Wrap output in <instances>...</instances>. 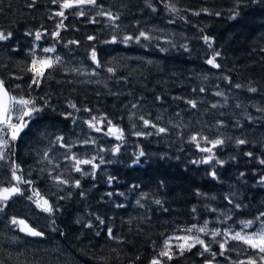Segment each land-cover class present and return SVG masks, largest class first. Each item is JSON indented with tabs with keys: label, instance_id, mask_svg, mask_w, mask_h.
<instances>
[{
	"label": "trees",
	"instance_id": "trees-1",
	"mask_svg": "<svg viewBox=\"0 0 264 264\" xmlns=\"http://www.w3.org/2000/svg\"><path fill=\"white\" fill-rule=\"evenodd\" d=\"M29 4L32 0H0V31L12 33L0 42V80L11 95L33 99L43 109L26 117L8 160L0 161V185L8 182L13 162L22 178L20 193L0 202V264H151L167 235L205 221L207 233L236 229L264 212V185L258 183L264 177L259 162L264 159V0H97L105 12L119 15L118 28L96 16L99 8L84 6V16L77 14L79 8L65 9L61 29L56 28L62 19L55 16L58 4ZM93 18L98 22H90ZM54 31L59 32L55 39ZM141 31L150 39L105 43L113 35L122 41ZM204 36L211 38V48ZM73 40L79 43H69ZM46 47L54 50L46 53ZM93 48L101 67L91 59ZM216 52L219 68L206 63ZM37 53L60 60L45 69L39 86L29 87L28 68ZM92 117L101 120L100 132L85 123ZM103 117L123 130V140L104 134ZM140 117L166 132L145 127ZM137 131L153 134L136 136ZM194 135L197 141L191 142ZM58 136L74 145L70 151L56 142ZM205 138L224 143L213 147ZM86 139L95 144L83 145ZM237 139L247 143L238 146ZM197 143L211 152H201ZM72 154L106 162L95 161L99 168L93 179L74 170V162L65 159ZM209 156L212 160L203 163ZM81 167L93 172L90 165ZM57 177L68 183H57ZM109 177L115 178L111 184ZM45 200L51 213L43 211ZM13 218L43 235L21 231L23 225L13 224ZM109 227L115 239L108 238ZM194 233L217 253L215 258L201 255L197 244L171 260L162 258V264H238L250 257L262 264L260 254L239 241ZM225 240L221 256L219 243Z\"/></svg>",
	"mask_w": 264,
	"mask_h": 264
},
{
	"label": "snow or ice",
	"instance_id": "snow-or-ice-1",
	"mask_svg": "<svg viewBox=\"0 0 264 264\" xmlns=\"http://www.w3.org/2000/svg\"><path fill=\"white\" fill-rule=\"evenodd\" d=\"M253 2H256V0H253ZM53 4H58L59 5V11L55 12V16L57 17H61L62 19L57 23L56 28L57 29H61L64 26V19H66L65 17V9H71L73 7L79 8L81 9L77 14L79 16H84L85 12L83 11V7L84 6H92L95 8H99L100 10L96 12V16H105L107 18L108 21L111 22L110 27L112 28H118V25L115 23V21L119 20V15H114L112 12H105L103 10V7L101 5L97 4V0H52ZM35 4V0H32V4H29V7H32ZM170 11H176V9L174 7H171L169 9ZM206 11V10H205ZM196 15H199V13H195ZM217 15H219V13H216ZM233 18H235L233 16ZM90 22L92 23H96L98 21L95 20V18H93L92 20H90ZM26 35H32V33H26ZM52 37L55 39L59 36V32L58 31H54L51 33ZM12 36L11 32H7L5 33L4 31H0V42L2 41H6L8 39H10ZM35 40L39 41L41 40L42 37V33L40 31H36L35 34ZM141 38L144 39H150V37L148 35H146L145 32L141 31L139 33L138 36H132V35H125L122 39V41H118V38L116 35L112 36V39L110 41H105V43H117V42H128L131 40H135L136 42H139ZM95 37L94 36H88V40H94ZM205 43L208 44L209 48L212 47L210 41L211 38L208 36H204L203 37ZM69 43H73V44H77L79 43L78 41H70ZM54 49L53 48H44L43 51L44 52H52ZM187 50V49H186ZM264 50V49H262ZM33 54H34V50H33ZM220 53L216 52L215 55L212 58H209L206 60V63L211 65L212 67L215 68H219L220 65L215 63V57L219 56ZM91 59L92 61L96 64L97 67H101V64L99 62V60L97 59V53L95 51V49L93 48L92 52H91ZM60 60L59 57H56L55 61H53L52 59L49 58H40V59H33L31 62V67L28 68V71L33 73V77H32V82L29 85V87H32V85H37L39 86V84L41 83V80L45 77V69H50L53 67L54 63L58 62ZM107 71L109 73H114L115 69L109 67L107 68ZM94 74V73H93ZM19 79V77H17ZM17 87H19V85H17ZM237 88H240L241 85L237 84L236 85ZM200 91H204L203 88L200 89ZM248 91L250 92H256L257 89L256 88H249ZM216 95H222L221 93L217 92ZM157 99L159 100L160 97H157ZM187 103L192 107L195 108L196 107V102L192 101V100H188ZM17 106H19V110L21 111V115L17 117V120L19 121V123H12V112L14 110H16ZM31 106V107H30ZM70 107L72 108H76L75 104H70ZM133 108L136 107V105H132ZM213 107H215V105H213ZM239 107V105H238ZM43 109L40 107H36L35 106V101L33 99H26L23 96L20 97H16L14 95H11L9 90L5 87L4 81L0 80V125H3L4 128H6L8 130V137L5 138L4 135H0V161L6 160L7 155L6 152L4 151L5 149H7L10 146V142L11 141H15L17 140L18 136L20 135V133L22 132V130L27 126V121L24 119L25 117H32L33 113L36 112H40ZM85 111H90L89 109H85ZM264 111V110H262ZM71 114H65V118H68ZM96 117H92V121H96ZM102 119L107 120L106 117H103ZM140 119L143 121V125L145 127H153L157 129V133H165L166 129L163 127H158L151 123L150 120L145 119L144 117H140ZM85 123L88 124L89 128L94 129L96 132H100L101 129L96 127V125L91 122V121H85ZM107 124H108V131L106 133H104L107 136H113L117 141H121L124 139V132L121 128H119L118 126L113 125L111 120H107ZM136 125H133V128H135ZM3 128H0V132H3ZM136 136H150L153 133L151 132H147V133H143V132H135L134 133ZM206 142H210L213 147H216L218 145H222L224 143V140L222 139H215L212 141H207V138H205ZM197 141V137L194 135L191 137V142H196ZM56 142L60 144V147L65 148L66 150L70 151L71 148L74 146L72 144H67L65 143V138L63 136H58L56 138ZM89 143L91 144H95L94 140H84L82 142L83 145H88ZM247 141L245 139H237L236 140V144L239 145H244L246 144ZM197 148L200 149L201 152H211L210 148H200V145L197 143L196 144ZM120 150V146L117 145L115 147H113L111 149L113 155H115L116 153H118ZM100 151H105V149L100 148ZM140 156L145 155V153L143 151H141L139 153ZM245 155L247 156H252L251 152L245 153ZM44 158L47 159L48 158V152L46 151L44 153ZM65 159L71 160L73 161V167L74 170L78 173H81L83 175H92L93 179H95V169L99 168V164L95 163V161L97 159H99L100 164L105 163L106 161L103 159V157H97V156H93L90 159L89 158H80L75 154L66 156ZM212 160V157L209 156L208 158L204 159L202 162L203 163H209ZM51 162V161H49ZM111 161H108V163H110ZM137 161H134V163ZM261 164H264V159H261L259 161ZM193 163H200V161H193ZM216 163L218 164H223V161L217 160ZM82 165H90L91 168L93 169V172L91 173H87L82 169ZM12 178L14 180L17 181V184H19L20 182H22V178L21 176H18L16 174L17 169L19 168V165L16 164L15 162L12 163ZM211 175L213 176V178H216V173L212 172ZM244 173H241V176H243ZM114 177H109L108 178V183L111 184L112 181L114 180ZM57 183L59 184H66L68 183V181L60 179L59 177L56 178ZM30 183V181H25ZM258 183L264 185V177H261L260 181H258ZM75 187L79 188L80 187V180H76L75 181ZM138 187V186H137ZM20 188L18 186H13V187H8V188H3L0 189V202H6L13 194L16 193H20ZM37 195H39L37 193ZM81 195H83V193H81ZM108 195H112V193H108ZM119 195H123V193H119ZM63 199V197H61ZM31 199V198H29ZM227 199V197H226ZM137 203H139V201H137ZM156 204H160L161 201L160 200H156L155 201ZM229 203H232V200H229ZM44 205L45 207H43V211L45 212H49L51 213L53 211V208L51 205L48 204V201L45 200L44 201ZM117 207H124V205L122 204H118ZM236 208H240L239 204L235 205ZM3 209L0 208V211H2ZM261 217H264V212H261L259 214L258 217L255 218V220H248V221H242V229L241 231L235 232L234 234L229 236V233L231 232V229H229L228 231L223 232V235L226 237H229L232 240L235 241H239L242 242L243 244L247 245L249 248L255 250L256 252H258L260 254L259 256V260L262 262V264H264V221L261 222V227L258 231L253 232L252 234H242L244 229H248L250 227L253 226V224L256 221H259L261 219ZM96 219L99 221V223L101 225H103L105 223V221L100 218L99 216L96 217ZM13 224H20L23 225V227L21 228V231H27V233L31 236H42L43 233L40 231H36L35 229L28 227L25 222L23 220H19L17 221L15 218H13L12 220ZM207 224L208 222L205 221L204 226L197 228L196 225H193L191 228L187 229L188 232H192L193 229H195V231L199 232V233H207L208 232V228H207ZM86 227L91 228L92 224L89 223L86 225ZM97 235H99L100 233L97 232ZM107 235L109 239H115L114 235H113V229L111 227H109L107 229ZM221 235V230L216 229L214 231H211V236L212 237H216ZM178 239H182L185 241V243L179 245V252L180 255L183 254L184 251H190L193 247H195V245H200L203 248V252H201L200 254L203 255L204 253H210L213 258H215V256L217 255V253L215 252H211V248L208 244H206V242L203 239H200L198 236H191V237H180ZM189 241H192L191 243ZM227 244V240H225L224 242L219 243V248H220V252L219 255L223 256L225 254V245ZM171 253V248L169 245V241L166 239L164 241V247L163 249L159 252V257H166L168 260H171L173 257L170 254ZM151 264H162L161 259L159 258H154L151 262ZM205 264H212V261L209 260H205ZM238 264H257V260L253 257L248 258L247 261H239Z\"/></svg>",
	"mask_w": 264,
	"mask_h": 264
},
{
	"label": "rangeland",
	"instance_id": "rangeland-1",
	"mask_svg": "<svg viewBox=\"0 0 264 264\" xmlns=\"http://www.w3.org/2000/svg\"><path fill=\"white\" fill-rule=\"evenodd\" d=\"M46 48H52V47H46ZM40 59V58H49V59H54V57H51V56H48V54H44V53H37V54H35V55H33L32 56V60L33 59ZM33 74V73H32ZM20 97V96H19ZM24 98H26V97H24ZM26 99H28V98H26ZM31 107V106H30ZM22 113H21V111L19 110V106H17V108H16V110H14L13 112H12V123H19V121L17 120V117L18 116H20ZM25 120H26V117L24 118ZM87 121H91V122H93L95 125H96V127H100L101 125H102V122H101V120H99V119H97L96 121H92V118H88L87 119ZM87 124V123H86ZM88 125V124H87ZM108 125L106 126V128L108 129ZM1 128H3L4 130H3V132H0V135H4L5 136V138H7L8 137V130L6 129V128H4V127H1ZM11 144H12V141L10 142V146L7 148V149H5L4 151L6 152V155H7V158H6V160H8V158H9V156H10V149H11ZM204 148H208V147H204ZM6 160H3V161H6ZM16 174L19 176V173L16 171ZM7 178H8V182H6V183H4V184H2V185H0V189H3V188H8V187H13V186H18L19 188H20V190H21V187H22V183L20 182L19 184H17V181L16 180H14L13 178H12V170H11V172H9L8 173V176H7ZM17 194V193H16ZM14 195V194H13ZM43 200H41V202H42ZM260 227H261V225H257V226H254V227H250V228H248V229H244L243 230V233L242 234H252L253 232H256V231H258L259 229H260ZM187 229H189V228H186V229H184V230H182V231H180V232H178V233H173V234H170V235H167L164 239H163V242H162V247H161V250L163 249V247H164V241L167 239L168 241H169V245H170V248H171V255L173 256V255H176L178 252H179V245H181V244H183V243H185V241L184 240H182V239H178V238H180V237H191V236H197V233H194L195 231H192V232H188L187 231ZM229 229H231V232L229 233V236L230 235H232V234H234L235 232H238V231H241V229H242V227H240V228H236V229H232V228H224V229H219V230H221V237H226V236H224L223 235V232H225V231H228ZM216 230V229H215ZM214 231V230H213ZM207 235H209L210 237H212L211 236V233H207ZM199 237V236H198ZM200 238V237H199ZM212 238H215V237H212ZM226 238H228V239H230L229 237H226ZM190 243L192 242V241H189ZM242 243V242H241ZM247 246V245H246ZM160 250V251H161ZM154 258H159V259H161V261H162V258H164V260H166L167 258L166 257H154ZM154 258H152L151 259V262H152V260L154 259ZM163 262V261H162Z\"/></svg>",
	"mask_w": 264,
	"mask_h": 264
},
{
	"label": "water",
	"instance_id": "water-1",
	"mask_svg": "<svg viewBox=\"0 0 264 264\" xmlns=\"http://www.w3.org/2000/svg\"><path fill=\"white\" fill-rule=\"evenodd\" d=\"M32 228V227H31Z\"/></svg>",
	"mask_w": 264,
	"mask_h": 264
}]
</instances>
